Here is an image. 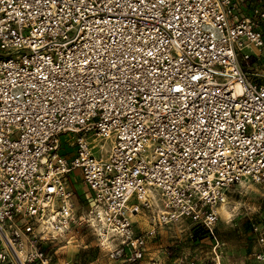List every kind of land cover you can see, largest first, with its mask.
Returning <instances> with one entry per match:
<instances>
[{"label": "built area", "instance_id": "built-area-1", "mask_svg": "<svg viewBox=\"0 0 264 264\" xmlns=\"http://www.w3.org/2000/svg\"><path fill=\"white\" fill-rule=\"evenodd\" d=\"M263 52L262 0H0V264H52L74 174L112 259L142 258L140 207L213 228L264 184Z\"/></svg>", "mask_w": 264, "mask_h": 264}, {"label": "rangeland", "instance_id": "rangeland-1", "mask_svg": "<svg viewBox=\"0 0 264 264\" xmlns=\"http://www.w3.org/2000/svg\"><path fill=\"white\" fill-rule=\"evenodd\" d=\"M262 61L259 70L264 73V52ZM67 138L62 136L63 141ZM109 145L105 142V148ZM70 185L77 223L54 244L44 246L53 255L52 264H264L255 255L260 247L255 227L264 230V184L245 182L231 187L224 201L231 214L225 216L219 207L220 219L211 229H196L188 221L155 226L148 211L140 207L135 229L145 237V246L135 263L127 262L125 255L110 257L109 250L117 241L112 238L110 244H103L98 232L85 222L89 207L81 176L72 175Z\"/></svg>", "mask_w": 264, "mask_h": 264}, {"label": "bare ground", "instance_id": "bare-ground-1", "mask_svg": "<svg viewBox=\"0 0 264 264\" xmlns=\"http://www.w3.org/2000/svg\"><path fill=\"white\" fill-rule=\"evenodd\" d=\"M104 144V147H105V143ZM242 183H245L244 181ZM246 183H249V182H246ZM220 210L222 211L223 214H225V216L231 214L228 212L227 210V204L225 202H223L221 205H220ZM230 216V215H229ZM104 233H102L103 235ZM103 238H104V242L105 244H110L112 242V236L110 234H107V235H103Z\"/></svg>", "mask_w": 264, "mask_h": 264}, {"label": "snow or ice", "instance_id": "snow-or-ice-1", "mask_svg": "<svg viewBox=\"0 0 264 264\" xmlns=\"http://www.w3.org/2000/svg\"><path fill=\"white\" fill-rule=\"evenodd\" d=\"M194 79H196V78L194 77ZM49 191H50V192H53V191H54V189H52V188H49ZM205 195H208V193H205Z\"/></svg>", "mask_w": 264, "mask_h": 264}, {"label": "crops", "instance_id": "crops-1", "mask_svg": "<svg viewBox=\"0 0 264 264\" xmlns=\"http://www.w3.org/2000/svg\"><path fill=\"white\" fill-rule=\"evenodd\" d=\"M251 3H253V2H255L256 0H249ZM75 176L77 175V174H74Z\"/></svg>", "mask_w": 264, "mask_h": 264}]
</instances>
